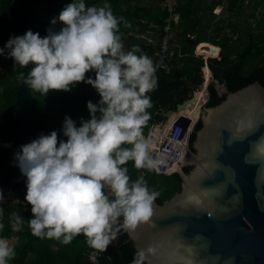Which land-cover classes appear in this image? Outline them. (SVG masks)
Returning <instances> with one entry per match:
<instances>
[{"label": "clouds", "instance_id": "clouds-1", "mask_svg": "<svg viewBox=\"0 0 264 264\" xmlns=\"http://www.w3.org/2000/svg\"><path fill=\"white\" fill-rule=\"evenodd\" d=\"M57 19L60 29L50 27L44 36L31 29L10 35L0 54L21 67L32 64L27 75L19 76L35 92L69 91L83 81L100 99L87 101L90 117H81L79 124L65 115L67 139H59L53 129L14 153L26 177L25 200L32 213L27 224L35 236L66 244L83 234L104 251L121 228L134 229L153 214L158 192L149 188L143 173L132 179L127 162L149 170L160 163L152 154L153 140L144 133L153 104L149 93L158 87L157 67L138 45L125 47L120 26L130 22L113 12L110 0H71L51 23ZM4 199L0 189V202ZM191 199L200 203L198 197ZM2 216L0 206V231L5 228ZM10 224L20 231L25 218L14 212ZM154 252L152 245L139 248L130 264H151ZM14 256V245L0 235V264H10Z\"/></svg>", "mask_w": 264, "mask_h": 264}, {"label": "trees", "instance_id": "trees-1", "mask_svg": "<svg viewBox=\"0 0 264 264\" xmlns=\"http://www.w3.org/2000/svg\"><path fill=\"white\" fill-rule=\"evenodd\" d=\"M130 1L110 0L113 12L130 22L128 26L122 21L120 26L125 47L138 45L155 61L168 13L162 4L148 7L141 6L140 0L129 5ZM69 2L71 0H63L62 6L56 8L55 0H0V47L4 46L10 35H22L28 29L39 32L41 36L46 35L50 27L59 30L62 22L57 19L52 24L51 21ZM87 2L102 4L103 0ZM216 7L220 8L219 14L213 12ZM258 11L260 16L257 15ZM174 12L178 19L171 24L168 60L166 68L157 70L158 87L149 93L153 104L148 109L151 118L144 132L153 124L166 120L164 113L177 112L178 105L191 100L193 93L200 91H195L193 86L204 82V61L194 54L196 46L201 43L219 47L218 56L208 59L211 81L206 88L208 100L204 107H213L225 97L220 95L215 82L230 92L255 81L264 87V0H175ZM140 18L146 24L139 22ZM151 22L156 27L152 40L155 43L129 38L130 33L142 32ZM5 61L9 62L8 69L3 67ZM31 67V63L25 67L15 65L13 58L0 54V189L6 193L25 186L24 199L26 177L20 171L14 155L19 146L53 129L58 130L59 139H67L62 132L65 115H70L79 124L81 117H90L87 101L96 103L100 99L96 89L83 81L76 83L69 91L50 90L45 96L35 92L19 76L20 72L27 75ZM86 75L94 77L93 72ZM200 127L198 120L189 137L191 153H194L192 144ZM127 167L132 179L141 173L145 175L149 188L158 192L155 199L158 204L180 190L179 174L156 175L149 169L136 168L131 160L127 162ZM190 169V166L184 167L183 174ZM25 202V207L15 203L0 205L5 223L0 235L12 240L15 247V256L10 264H88V253L94 247L88 243L86 236L80 234L67 244L54 238L35 236L27 224L32 215L31 205ZM14 212L25 218V225L20 231L11 228L10 220ZM122 231L121 228L115 242L101 250L100 264H130L136 250Z\"/></svg>", "mask_w": 264, "mask_h": 264}, {"label": "water", "instance_id": "water-1", "mask_svg": "<svg viewBox=\"0 0 264 264\" xmlns=\"http://www.w3.org/2000/svg\"><path fill=\"white\" fill-rule=\"evenodd\" d=\"M215 84L225 97L202 108L194 153L188 138L176 171L180 190L161 204L154 201L148 221L122 228L135 250L155 248L151 264H264V87L255 81L230 92ZM207 85L193 89L206 91ZM186 166L191 169L183 174Z\"/></svg>", "mask_w": 264, "mask_h": 264}, {"label": "built area", "instance_id": "built-area-1", "mask_svg": "<svg viewBox=\"0 0 264 264\" xmlns=\"http://www.w3.org/2000/svg\"><path fill=\"white\" fill-rule=\"evenodd\" d=\"M162 6L167 11L168 16L164 19V26L162 29V34L158 42V48L155 53V61L157 70L166 68L171 38V24L176 23L178 15L174 12L175 0H162ZM215 10V9H214ZM214 12V11H213ZM199 44L194 50V54L199 56L204 61V66L202 68L203 78L205 79V74L203 69L207 68L209 70V81H211V67L208 63L209 58H215L219 54L218 51L215 54H207L206 51L202 48L199 51ZM206 100H204L200 106V109L205 105ZM182 111V110H181ZM179 112V111H178ZM178 115L176 118L171 119V117H166V120L160 123L153 124L147 132H144L146 136L151 137L153 140L152 154L154 158L160 161L159 166L153 171L156 175H173L177 174L176 171L179 166L183 163L188 145V138L193 131V127L196 124L199 115L194 120H189L188 116L183 114ZM188 120L189 125L184 130L181 125H178L179 120ZM25 186L15 190L3 193L5 199L3 202H0V205H5L9 203L19 204L23 207L27 205L23 195V189ZM88 264H100L101 260V250L92 249L89 251Z\"/></svg>", "mask_w": 264, "mask_h": 264}, {"label": "bare ground", "instance_id": "bare-ground-1", "mask_svg": "<svg viewBox=\"0 0 264 264\" xmlns=\"http://www.w3.org/2000/svg\"><path fill=\"white\" fill-rule=\"evenodd\" d=\"M203 71L205 74V80H204V85H205L209 81V70L207 68L206 69L204 68ZM195 94H196V92L194 93V95ZM194 95H193L192 99L182 109V111L180 110L179 112L170 115L171 119L176 118L178 115H182L181 112H183V114L188 116L189 120H194L199 115L200 106H201L202 102L204 100H206V98H207L206 91H205L204 87H202L200 89V91L197 92V97L194 98Z\"/></svg>", "mask_w": 264, "mask_h": 264}, {"label": "crops", "instance_id": "crops-1", "mask_svg": "<svg viewBox=\"0 0 264 264\" xmlns=\"http://www.w3.org/2000/svg\"><path fill=\"white\" fill-rule=\"evenodd\" d=\"M135 0L130 1L129 5L133 4ZM141 6H148V7H159L162 4V0H140L139 3ZM219 8V7H216ZM139 22H142L144 24H146V21L142 18L138 19ZM156 27L155 24L153 22L149 23L147 28L144 29L142 32H132L129 35V38H132L133 41H135L136 39H143L146 42L152 41L153 40V35L155 34ZM129 42V41H127ZM131 43V42H130ZM203 44H208V43H201ZM132 45V44H130ZM129 46V45H128Z\"/></svg>", "mask_w": 264, "mask_h": 264}, {"label": "rangeland", "instance_id": "rangeland-1", "mask_svg": "<svg viewBox=\"0 0 264 264\" xmlns=\"http://www.w3.org/2000/svg\"><path fill=\"white\" fill-rule=\"evenodd\" d=\"M55 2H56V8H59V7H61L62 6V2H63V0H55ZM219 11H220V8H216L215 10H214V13L215 14H219ZM248 14H249V12H247V16H248ZM257 15L258 16H260L261 15V13L258 11L257 12ZM151 42H153V43H155V41H151ZM204 49L205 51H206V53L207 54H215L216 53V51H217V48L215 47V46H213V45H210V44H203V45H201L200 47H199V51H201V49ZM3 67L5 68V69H8L9 68V62L8 61H5L4 62V64H3ZM206 69V68H205ZM205 80V79H204ZM208 84H209V82H208ZM195 91H197V90H195ZM194 95V94H193ZM193 97V96H192ZM195 97H197V93L194 95V98ZM204 107V106H203ZM202 107V108H203ZM200 109V112H199V118L202 116V114H204V112H203V109ZM178 111H180V110H177V112ZM177 112H175V113H177ZM199 118H198V120H199ZM197 120V121H198ZM177 124L178 125H181L183 128H184V130H186V128L188 127V125H189V121L188 120H179L178 122H177ZM11 241V243H13V241L12 240H10Z\"/></svg>", "mask_w": 264, "mask_h": 264}, {"label": "snow or ice", "instance_id": "snow-or-ice-1", "mask_svg": "<svg viewBox=\"0 0 264 264\" xmlns=\"http://www.w3.org/2000/svg\"><path fill=\"white\" fill-rule=\"evenodd\" d=\"M261 152H264V147L261 148ZM181 258H183V257H181ZM187 264H199V262L192 259V260H189L187 262Z\"/></svg>", "mask_w": 264, "mask_h": 264}]
</instances>
